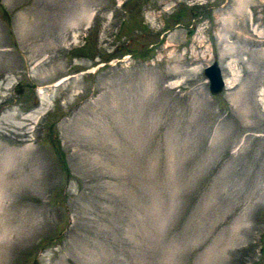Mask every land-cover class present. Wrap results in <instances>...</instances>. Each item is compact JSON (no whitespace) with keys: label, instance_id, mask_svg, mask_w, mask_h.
<instances>
[{"label":"rangeland","instance_id":"1","mask_svg":"<svg viewBox=\"0 0 264 264\" xmlns=\"http://www.w3.org/2000/svg\"><path fill=\"white\" fill-rule=\"evenodd\" d=\"M0 264H264V0H0Z\"/></svg>","mask_w":264,"mask_h":264},{"label":"water","instance_id":"2","mask_svg":"<svg viewBox=\"0 0 264 264\" xmlns=\"http://www.w3.org/2000/svg\"><path fill=\"white\" fill-rule=\"evenodd\" d=\"M203 75H205L207 84L209 85L208 91L211 95H219V93L225 88L223 74L219 69V65L216 61H212L208 66L203 69ZM21 88L18 86L15 92L20 93Z\"/></svg>","mask_w":264,"mask_h":264},{"label":"bare ground","instance_id":"3","mask_svg":"<svg viewBox=\"0 0 264 264\" xmlns=\"http://www.w3.org/2000/svg\"><path fill=\"white\" fill-rule=\"evenodd\" d=\"M60 83V82H59Z\"/></svg>","mask_w":264,"mask_h":264}]
</instances>
